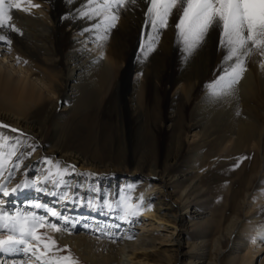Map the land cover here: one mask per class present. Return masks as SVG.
<instances>
[{"label": "bare ground", "instance_id": "bare-ground-1", "mask_svg": "<svg viewBox=\"0 0 264 264\" xmlns=\"http://www.w3.org/2000/svg\"><path fill=\"white\" fill-rule=\"evenodd\" d=\"M21 2L29 6L28 0ZM31 3L39 7H32L30 14L12 12L19 32L0 30L5 38L0 41V124L25 135L21 138L9 129H0V135L23 139L30 146L25 155L35 147L24 161L31 169L29 176L34 171L45 174L42 161L47 157L53 163L75 165L77 175L68 179L82 186V196L91 187L111 202L121 188L128 187L133 191L125 195L133 197L131 202L139 203L141 195L144 202L131 223H121L116 213L105 215L70 204L58 207L84 219L70 232L38 229L60 248L67 246L53 258L71 255L77 264H264V242L259 238L264 235L261 58L252 57L233 95L212 99L207 85L217 79L225 55L218 48V33H211L202 48L178 63L182 45L177 44L172 26L159 33L147 55L140 50L149 44L143 28L145 5L140 0L121 12L116 27L100 45L83 32L91 22L76 16L80 0ZM50 126L49 141L44 142ZM0 144L7 158L14 146L7 140ZM183 159L192 170L189 178L175 172ZM235 160L242 162L228 169L226 204L215 216V209L199 207L208 194L200 178ZM116 171H122L118 182ZM24 178L18 173L9 190ZM153 194L159 199L151 202ZM37 196L50 205L55 200L30 190L18 199L35 202ZM153 209L160 213L155 228L166 227L171 233L145 232L143 220L154 215ZM163 216L169 219L164 221ZM84 223L102 229L121 226L112 228L110 237L90 232ZM137 225H142L141 231ZM199 226L206 228L202 238L188 240L191 229ZM8 234L0 232V236ZM164 242L172 243L171 247L162 248ZM0 260L12 264L11 259ZM26 264L36 262L29 259Z\"/></svg>", "mask_w": 264, "mask_h": 264}, {"label": "snow or ice", "instance_id": "snow-or-ice-1", "mask_svg": "<svg viewBox=\"0 0 264 264\" xmlns=\"http://www.w3.org/2000/svg\"><path fill=\"white\" fill-rule=\"evenodd\" d=\"M140 2L145 5L143 28L149 41V44L141 49L145 55L152 50L151 45L155 43L159 33L169 26L173 27L177 44L182 45L186 59L205 45L211 33H218V48L224 51L225 55L218 69L217 79L207 85L210 98L220 99L233 95L254 55L261 58L258 66L264 70V0H140ZM137 3L138 0H80L81 7L76 9V16L91 22L83 32L90 34L92 37L90 42L100 45L116 27L121 12L129 10ZM28 5L22 6L21 0H0V30L10 29L19 32L12 23V12L15 10L30 14L32 7H39L33 5L31 0H28ZM4 39V36L0 35V41ZM0 129H9L21 138L25 135L6 124H0ZM4 140L14 146L7 158L0 151V232L9 233L0 236V257L4 260L11 259L12 264H26L29 259H34L36 264H77L71 255L53 258L55 253L66 251L67 246L60 248L46 233L38 234V229L46 227H51L57 233L62 230L70 232L80 224L81 219H84L58 211V207L64 208L70 204L73 208H88L92 212H101L105 215L116 213V219L121 223H131L140 215L144 206L143 197L142 195L139 197V203L131 202L133 197L125 195L133 191L128 187L121 188L117 199L111 202L107 197L101 199L97 190L91 187L84 189L85 194L82 196L80 193L82 186L73 185L68 179L77 175L75 165H62L59 161L53 163L50 158L45 157L42 161L44 164L42 172L45 174L29 176L31 169L27 168L24 161L35 152V147L25 155L24 150L30 146L23 139H9L0 135V141ZM2 148L3 145L0 144V149ZM241 162L238 161L234 167H239ZM18 173H22L25 178L9 190L8 184L16 179ZM79 175L94 177L96 174ZM49 186L52 190H49ZM29 190L42 196L54 197L55 200L51 205L47 201L42 202L40 196L34 198L35 202L19 201V195ZM68 190H73L71 196L68 195ZM9 205L12 207L9 208ZM83 226L90 232L111 237L114 235L112 228L119 229L121 224L106 225L103 229L98 224L84 223ZM259 238L264 242V235ZM256 239L253 237V242H256ZM0 264H3V260H0Z\"/></svg>", "mask_w": 264, "mask_h": 264}, {"label": "rangeland", "instance_id": "rangeland-1", "mask_svg": "<svg viewBox=\"0 0 264 264\" xmlns=\"http://www.w3.org/2000/svg\"><path fill=\"white\" fill-rule=\"evenodd\" d=\"M143 46V45H142ZM153 45H151L152 47ZM141 50V49H140ZM185 59V55L183 53V50L180 51L177 55V62L178 63H181L183 60ZM180 65V64H178ZM177 65V66H178ZM175 67V72L177 70L178 67ZM51 129H52V126L49 127V129H47L46 131V134H45V139H44V142H47L49 141V138H50V133H51ZM237 163V160L231 162V163H228L226 165H224L221 170L218 172H216V174H212L208 177H201L200 178V181L201 183H204L205 185L208 186V194L207 191L202 194V195H205V198L204 200L202 201L201 205H199V207L205 209V210H214L215 209V212H214V215L217 216L218 213H219V210H217L218 208H222V206H224L226 204V201L224 200V197L225 195L227 194L226 192V188H227V185H225V183L230 179V176L229 174L227 173L228 172V169H233L234 165ZM188 167H190L189 165V161L188 160H181L180 163H178V166L177 168L175 169L176 171L175 172H178L180 173V175L182 174H186V176H188V178L191 175V169H188ZM83 170H85V168H83ZM221 173V175H220ZM227 173V174H226ZM36 174V172L34 171V174L33 176ZM116 174H117V177L115 178V182H118L120 181L119 179L122 177V171H116ZM186 183H188V181H185ZM101 183H104V179L101 180ZM138 182H135V185H137ZM98 184H100L98 182ZM106 184V183H105ZM180 185H184L183 182H181ZM137 186H135L136 188ZM169 190L172 191L173 188L169 187ZM170 198V197H169ZM150 201L153 202L156 201V199H159V198H156L155 197V194H153L151 197H150ZM172 199V198H171ZM143 213H141L142 215ZM151 214H154L150 217H146L145 216V219L143 220L144 221V227H145V232L146 231H151V232H154L155 234H161V235H164L166 233H171L170 229L169 228H166V227H160V228H155L156 226V221L158 217L156 216H160V213L157 212V210L153 209L152 210V213ZM162 219L164 221H166V219H169L168 216H163ZM164 225L165 226H171V224L169 223H165L164 222ZM142 225H137L135 228L137 231H141L142 228H140ZM207 227V225H205ZM205 226H199V227H194L193 229H191V233L189 234V239L188 240H200L203 236L202 232L206 231V228ZM158 229V230H155V229ZM147 233V232H146ZM187 234V233H186ZM186 237V236H185ZM164 238V237H162ZM162 248H166V247H171L172 243H163L162 244ZM146 246H149V244L146 243ZM160 247V249H162ZM183 250H186V245L183 243Z\"/></svg>", "mask_w": 264, "mask_h": 264}]
</instances>
